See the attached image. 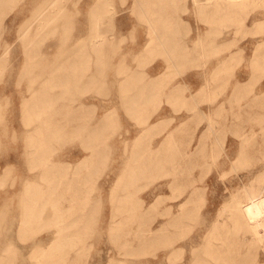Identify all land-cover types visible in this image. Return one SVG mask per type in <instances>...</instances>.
<instances>
[{"label":"rangeland","instance_id":"1","mask_svg":"<svg viewBox=\"0 0 264 264\" xmlns=\"http://www.w3.org/2000/svg\"><path fill=\"white\" fill-rule=\"evenodd\" d=\"M59 1L57 3L58 6L56 5L55 8L56 10L62 9L61 14L65 16L60 15L61 19L65 17L66 25L63 26L58 22V29L54 33L51 29H46L47 31L44 30V34H40L41 37L37 36V39L34 31H31L28 33L32 35L28 38L29 40L26 38V36H29L24 34L29 20H31L30 23L36 20L34 15L39 12H36V10H42L45 6L43 3L49 4L52 0L50 2L48 0H9L1 7L3 15H0V56L6 47V40L10 43V48L4 58L0 60V250L6 246H11L13 249L16 247L17 250V252L15 251L16 255L13 251L10 253L7 262L4 264H32V261L37 259L40 260L41 264H46L42 255V248L48 247L55 236V227L44 226L43 222L39 220L31 222L27 226L22 227L21 225L24 189L29 179L41 180V161L36 151L32 149H36L39 144L31 145L27 139L32 127L26 123V111L23 104L24 96H30L33 89L43 87L42 79L48 76L49 73L51 74L52 69H54V73L57 72L56 74L60 76H63L61 72L64 73L70 70L69 67L72 66L68 67L66 62L74 56L73 54L77 55L76 51L79 49L77 46L78 38L87 34L88 28L91 27L92 24L89 20L92 16L90 15L94 14L91 6L95 4L94 0ZM138 2L137 0H105L101 4L103 7L99 6L100 10H97L99 12L96 11L98 18L100 14L101 16L107 15L104 17V23H102L103 29L106 28V31H108L107 35L109 38L104 42L102 48V53L105 51L104 54H106L103 55L101 51L91 47V39L93 37H89L86 48H89L90 58L92 56L90 60L91 69L89 71L93 73V76L90 77L89 74L85 76L90 72L88 71L84 74L83 70L81 72L76 69L77 67L74 68L75 66H73L70 70L71 74L75 73L76 69V71H79H77L78 73L81 72L80 76L78 79L71 81L75 83L73 84L75 86H73L74 89L71 87L73 92L70 90L64 96L71 93L70 95L67 97L61 96L60 98L59 114L61 116L63 114L61 109L64 106H61V104H64L65 100V103L72 107V110L76 106H80L81 115L78 119L71 120V124L74 123L75 125L69 126L70 131H67L61 140L49 144V158L67 159L71 161V168H75L76 164L92 151V149L86 147L88 138L91 136L93 139L96 136L98 140L93 143H100L97 144L101 147L102 154L100 153L96 157L94 174L91 178H87L84 185L88 186L89 189L91 184L93 186L91 193L95 196L101 195L102 203L97 206L92 225L87 230L86 234L89 236L85 234L86 237L79 244L80 247H78L79 245L77 246V251L81 253L77 254L75 251L77 248H74L75 252L72 250L71 254L57 257L65 259V262H53V264H109L111 257H116L119 261L122 259L129 264H197L194 258L195 250L201 251L199 256H202V260L200 262L204 263L205 259L217 261L213 259L212 255L207 256L203 252L208 242L204 237L212 222L215 226L223 221H226L234 242L226 244L224 247L232 250L233 257L238 261L240 260L237 263L250 264L254 259L264 263V246L259 241L258 243L256 241L253 243L254 241L249 238V233H247V239L246 237L244 238L245 230L243 228L236 229L239 223H235L232 209H227L233 196L238 191L248 188L251 184L258 183L260 181L259 176L264 172V43L259 46L260 41L264 39V0L259 1L258 4L247 6V9H245L247 11L236 12L232 10L229 14L216 16H208L201 13L192 0H175L169 1L170 3L168 1L161 2L160 0H157V2L156 0L153 2L146 1V3L143 2V8L141 7L143 5L142 2L140 1L141 4H138ZM152 3L156 5L154 6ZM168 3L170 8H168ZM153 7L154 15L152 14L154 12ZM139 8L141 9L139 10ZM146 11L151 12L146 14ZM160 13L162 16L170 14L172 19H167L170 22L158 21L157 18L162 17ZM147 17H150L152 21ZM31 18H33V21ZM111 20L112 22H110ZM170 23L173 28L167 33L169 34L168 41L172 44V47L174 46L173 50L178 49L175 50L177 55L174 53L171 55L168 52L165 54L164 48L167 47L166 50H170L169 46L165 47L162 43L160 44L163 46L162 49L159 44H156L157 48L154 46L155 43H153L154 36L158 35L156 32H159V35H163V32L166 29L169 30L168 27H171ZM111 25L114 28L116 27L117 32L114 30L115 33H109L112 32ZM153 31L156 33L155 35L152 33ZM198 37H201V40L204 41V44L203 41L200 42L201 46L196 44ZM27 40L32 44L26 43L28 42ZM199 48H205L203 55L198 54ZM100 54L103 58L100 57ZM170 56L173 59H170ZM226 56L228 57L225 58ZM62 58H64V61ZM83 58H80L81 68H84L82 64ZM31 61L33 65H29ZM94 62H96V65ZM99 62L104 63L99 64ZM215 66H219L216 67L217 73L209 74L208 72L212 71ZM66 68L69 69L67 70ZM136 69L138 71H135ZM198 71L205 72V78H201V82L211 88L214 87V91L211 89L210 93H204L202 90L197 96L196 91L193 90H195L197 83L196 75ZM42 72L46 74L44 75ZM133 72L135 75H132L133 78H131ZM98 74L100 75L98 76ZM160 75L164 77L165 81ZM187 75L189 78H187ZM127 76H130L129 78L131 79ZM153 76H155V79ZM57 78L59 80V77ZM56 79L55 85L48 86L49 89L45 90L46 93L62 89V85ZM132 79H136L134 80L136 84L133 83ZM33 80L34 86H31ZM120 80H123L124 83ZM154 80H157V82ZM161 82L164 85L163 87ZM229 82L233 87L232 99L234 101H231L230 108L223 107L220 109L217 107L218 105L213 103L220 95V87L228 85ZM60 85L61 87H59ZM170 89L175 90L174 92L171 90L172 93L170 92L169 94ZM131 90L144 91L143 103L145 105L143 104L142 107L144 111L141 109L143 116L138 115L141 114V111L133 114L124 105L125 92ZM177 90L179 93H177ZM55 94L57 95V93ZM202 99L207 101L209 103L208 106L212 108L204 113V117L202 114L201 120H198L197 105L198 100ZM145 108L147 110L146 113ZM111 111H117L113 117L112 124L98 128L97 123L100 117L104 118ZM228 115L231 117V122L228 127H224L221 120ZM146 116L150 119L149 122L158 121L163 117L166 122L162 124L163 126H159L160 128L152 129L145 138V141L148 142L138 144V146H146L148 144L150 146H159L163 143L166 133L168 135L169 131L177 132L179 140L174 146L179 149L178 152H183L178 157L179 159L175 158V160L176 162L181 160L182 164H192L191 166H184L185 172L183 170L182 178L185 177L183 175L187 177L184 178V181L182 180V183L193 180L188 183L189 187H199L201 192L195 202V204L199 205L198 208L195 210L191 209L192 213L189 216L184 215L185 221L190 223V225L188 223L190 228L184 222L179 224L178 228L176 225H171V229L174 230L176 228L178 230L170 231V229L168 232H164V234L167 233V237L163 235L164 237L159 238L160 241L157 240L159 242L153 243L155 245L152 242H148L145 247H139L136 245L137 243H133L128 247L122 244L124 236L112 231L109 225L112 219L111 211H113V206L111 208V205L114 201L119 200L115 193L119 194V196L125 193H129L132 196L134 193L132 198L136 201L142 197L145 199V203H150L154 200L157 191H162L163 194L159 205L157 208L151 209L152 212H150L153 219L150 217L149 222L154 226L161 224L168 216H175L178 207V200L175 195L179 189H175L172 186L173 173L171 171L168 172L169 168L173 169L171 161L169 164L166 163L168 165L165 164L159 172L152 173L154 179L151 174L135 176L130 183L129 189L117 188L118 191L115 189L124 181L127 163L131 162L134 157L136 138L147 125V122H143V118ZM182 119L186 123H183L177 129V125ZM203 119L208 124L212 120V123L216 126L214 127L216 136L211 134L212 136L210 135L209 137L210 141L205 143L210 150L196 151L194 149L196 146L202 147L204 145L207 133V131L198 128V122L202 123ZM163 127L165 128L163 129ZM80 132L81 135L84 134L82 137H80ZM227 132L230 134L227 135ZM76 133H78V137ZM255 135L257 138H254ZM228 136L229 142L226 141ZM103 138L105 139L103 140ZM100 139L102 140L99 141ZM251 148H253L252 151ZM191 150L193 152L196 151L197 154L192 156L191 154L194 153ZM175 160L173 159L172 161L175 162ZM5 167H8V170L5 171ZM188 169L189 171H187ZM145 177H147L148 181H146ZM92 181L94 182L93 184ZM110 197L113 200H110ZM102 204H104V207ZM100 207L103 210H100ZM167 209H170V214L166 212ZM99 210L101 211L100 213ZM219 217H224L226 220ZM102 220L104 221L102 222ZM97 221H100V223ZM174 226L175 228H173ZM91 229L93 233L90 232ZM46 236L50 237L46 238ZM170 236L173 239L175 236L174 242L173 240L169 242L172 239ZM87 237L89 238L87 239ZM234 239L235 241L239 239V242L241 241L240 245L236 241L237 248ZM167 242L169 245L166 244ZM217 243L218 245L223 244L221 239ZM82 245L84 246V253L82 252ZM118 245L122 247L123 251H119L121 247ZM148 246L150 247L147 250L149 254L144 252ZM153 251L155 252L151 253ZM73 252L76 253L74 259L72 258L74 256ZM22 260L24 261L21 262ZM211 264H217V262H212Z\"/></svg>","mask_w":264,"mask_h":264},{"label":"bare ground","instance_id":"2","mask_svg":"<svg viewBox=\"0 0 264 264\" xmlns=\"http://www.w3.org/2000/svg\"><path fill=\"white\" fill-rule=\"evenodd\" d=\"M8 1L9 0H0V15H3L1 7L3 5H5L4 3L8 2ZM48 1L50 2V0H48ZM58 1L59 0H52V2L49 3V4L43 3V5L45 4L44 8L42 10H40V9L36 10V12L39 11L35 15L33 14L35 16L36 20L33 21V18H31L33 22L30 23L31 20H29L28 26H27L26 30L24 31V34L25 35L27 34L29 36V37L26 36L27 39L32 36L31 34H30L31 36L28 34L31 31H34V34H35L36 39H37V36L41 37L40 34H42V33L44 34V30H46V29L47 30L51 29L53 31V33H54L55 30L58 29L57 28L58 24H59L58 22H60L63 26L66 25L65 17H62V19H61V15L62 16L64 15V14H61V10L62 9L56 10V8H55L57 3L60 2V1L59 2ZM94 1H95L94 6H91L92 12L94 14L89 13V14H91L90 16H92L90 18V20H89V22L91 21L92 25H91V27L88 28L87 34L81 35V37L78 38L77 46L79 47V49L76 51L77 55L73 54L74 56L72 58H69L70 55H68L69 56L68 57L69 58V60H68L69 62L66 60L67 61L66 63H68V67L69 66H72V67L75 66L74 68L77 67L76 69H79L81 72L83 70L84 74H86L91 69L90 60H91L92 56L90 58L91 53L89 51V48H86L88 46L87 39L89 37H93V39H91L92 40L91 47H93L94 49H96L98 51H101V54H103V55L106 54V53L104 54L105 51H103V53H102V50H103L102 48L104 46L103 45L104 42L108 38V35H107L108 31H106L105 27H104L105 29H103L102 23H104V21H105L104 17H106L107 15L106 16L105 15L101 16V14H100L99 18L96 15V13L99 12L97 10H100L99 6L101 4H103L105 2V0H94ZM137 1H139L138 4L139 3L141 4V2L143 4V2H145V3H146V1H152L153 2L154 0H137ZM160 1L161 2L162 1H166V2L168 1L169 2V1H175V0H160ZM192 1L195 4L196 8L199 9V11L201 13H204V14H206L208 16H213V15L216 16V15H222V14H229L232 10L236 11V12L237 11H239V12L242 11L243 12L245 9H247V6L253 5V4H256V3L258 4V2L262 1V0H192ZM156 2H157V0H156ZM135 5H136V2H135ZM158 5H162V4H158ZM101 7H103V6L101 5ZM141 7L143 8L144 4ZM150 8L151 7L149 6V9ZM156 8H157V6H156ZM168 8H170V4H169ZM140 9L141 8H139V10ZM147 9H148V6H147ZM152 9L154 11V7ZM144 10H145V8H144ZM158 10L160 11V9H158ZM170 11H171V9H170ZM245 11H247V10H245ZM150 12L146 11V14L150 13ZM153 13H155V11L152 12V14ZM157 13H159V12L157 11ZM105 14H107V13H105ZM143 14H144V12H143ZM166 14H168V12H166ZM198 14H200V13H198ZM33 15H32V17H33ZM160 15H161V13H160ZM144 17L146 18L145 14H144ZM150 17H147V18H150ZM152 19H151V21H152ZM154 19H155V16H154ZM157 19H158V21L167 22V21H169L167 19H172V18L170 17V14H169V15H164V16H162L160 18H157ZM214 19H215V17H214ZM146 21H148V20H146ZM153 21H155V20H153ZM110 22H112V20ZM113 25H114V23H113ZM113 25H111V27H112L111 31L112 32H109V33L117 32L116 27L114 28ZM159 25H161V24H159ZM164 25H165V23H164ZM166 25H167V23H166ZM170 25H171V27H168L169 30L166 29L167 27L165 26L166 27L165 28L166 31L163 32V35H159V32H156V33H158V35L154 36V38H153V43H155V45L153 43L152 44L154 46H156V44H159V47H160L161 46L160 44L163 43L164 44L163 46H165V47L169 46L170 47V50L169 49L166 50L167 47L164 48L165 49L164 51L166 52L165 54H167V52H168L171 55L173 53L175 55H177L175 53V50L177 48L175 50H173L174 46L172 47L171 46L172 44L169 43V41H168L169 34H167V33L170 32L172 30V28H173L171 23H170ZM162 26H161V28H162ZM156 28H154V29H156ZM175 28H177V27H175ZM51 30H49V31H51ZM114 30H115V32H114ZM49 31H48V33H49ZM152 33H154V31ZM156 33H154V35ZM170 35H172V34H170ZM24 36H22V37H24ZM35 36H33V37H35ZM203 37H205V36H203ZM227 40H229V39H227ZM262 40L263 41H260L259 46L262 43H264V39H262ZM111 41L114 42L113 40H111ZM201 41H203V40H201V38H199L198 41L196 42V44L200 45ZM26 43H31V42L28 41ZM203 44H204V41H203ZM27 45H29V44H27ZM5 46L6 47H5V49L3 50V52H2V54L0 56V60H1V58L3 59L5 54L9 51L10 43L7 40L5 41ZM163 46H161L162 49H163ZM225 48H223V49H225ZM62 49H64V48H62ZM203 49H205V48H203ZM60 51H62V50L60 49ZM101 54H100V57L103 58ZM203 54L204 53H202V55ZM109 55H111V54H109ZM96 56H97V54H96ZM80 58H83L82 61L84 63L82 61L81 62L83 64L84 68L80 67ZM171 58L172 57L170 56V59ZM84 59H86L88 61H86V60L84 61ZM95 59H97V57H95ZM107 59H108V56H107ZM170 59H169V61H171ZM56 60H57V58H56ZM62 60L64 61V58H62ZM173 61L176 62L175 60H173ZM179 62H181V61H179ZM60 63H58V64H60ZM94 63L96 65V62H94ZM100 63L101 62H99V64ZM103 63H101V64H103ZM170 64H172V63H170ZM29 65H33V62L31 61L29 63ZM219 66H217V67H219ZM30 67L32 68V66H30ZM72 67H69L70 70L72 69ZM69 68H66V69L68 70ZM43 69H46V68H43ZM76 69H75V73H72V74H71L70 70L65 71V72L63 71L64 73H62L61 71H58V72H61V75L63 74V76H60L59 74H56L57 72L54 73V69H52L53 72L50 69L51 70V74L49 73L48 76H45L42 79V82L44 83V85H42L43 87H41L39 89L38 88L33 89V92L31 93L30 96H26V97L24 96L25 99H24V103L23 104H24V109L26 111V115H25L26 116V123L32 127V129L28 133V138L27 139H28V143H30L31 145H36V143L39 144V146H37L36 149H34V148H32V149L36 151V153L38 154V156L40 158V161H41V163H40V165H41V174H40L41 180H37V179H29L28 180V184L26 185V187L24 189V194L22 196V198H23L22 209L23 210H21V211L23 212V214H22L21 225H22V227L23 226H27L31 222H33L35 220H39V221L43 222L44 226H49V227L54 226L55 227V236L51 240V243L49 244L48 247H43L42 248V255L44 256V262L46 264H53V262H56V263L65 262V259L57 258V257L59 255L62 256V255H65V254H71L70 252L72 250L74 251V248H77V246L83 242L84 237L89 236V235L86 234L87 230L92 225L93 217H94L96 208H98L97 206L100 203H102V200L100 199L101 195H96L95 196L93 193H91L93 186L89 183L90 185L89 184L88 185H89V187L91 189L90 188L88 189V186L84 185V183L87 181V178H91L92 175L94 174V171H95V164L94 163L96 161V157L101 153V147L98 145L100 143H98V142H96V144L93 143L96 140H98L96 136H94L93 139H92L91 136L88 138V140H87L88 144H86V147L92 149V151L89 154H87V156L84 157L79 163H77L75 168H71V165H72L71 161H69L67 159L66 160H62L61 158H59V159H53V158L50 159L49 158V156H50L49 154L50 153H48L49 144H52L55 141L61 140V138L67 133V131H70L69 130V128H70L69 126L74 124V123L71 124V120L78 119V117H80V115H81L80 106H76L74 108V110H72V107H70L67 103H65L66 100H65V102L63 100L64 104H61V106L64 105L63 108L61 109L62 113H63L62 116L59 114V112H60V108H59L60 104L59 103H60L61 96H64V95H66V93L70 92V90L72 89L71 87H73L74 86L73 84H75V83H73L71 81L73 79H78V77L80 76L79 74L81 72L78 73L79 71L77 70L78 71L77 72ZM126 69H127V67H126ZM128 69H129V67H128ZM123 70H124V68H123ZM123 70H122V72L125 71V70L124 71ZM42 71H44V70H42ZM135 71H138V70L136 69ZM126 72H128V71H126ZM160 73H162V72H160ZM88 74L90 75V77L93 76V73H91V72L87 73V75H85V76H88ZM99 75L100 74H98V76ZM128 75H129V73H128ZM132 75H135L134 72H133V74H131V78H133ZM155 76H153L154 79H155ZM57 77H59V80H58ZM161 77H163V76H161ZM161 77H160V79H161ZM124 78H126V77H124ZM131 78H129V79H131ZM150 78H152V77H150ZM55 79L58 80V83L62 85V87H61V85L59 86L62 89L58 90L56 92L55 91L54 92H50L49 91L50 93H46L45 90L49 89L48 86L51 87V86L55 85ZM163 79H164V77H163ZM134 80H136V79H134ZM157 80H154V81L157 82ZM164 81H165V79H164ZM121 82L124 83L123 80ZM94 83H96V82H94ZM133 83L136 84V81H134ZM167 83H166V85H167ZM138 84H140V83H138ZM31 86H34V80H33V84L31 82ZM161 86L162 87L164 86L163 83H162ZM74 87H73V89H74ZM146 87H147V85H146ZM175 88L177 89V87H175ZM161 90H159V91L161 92ZM171 90H173V89H170L169 94H170ZM174 90H173V92H174ZM143 92L144 91L139 92V91H133V90H131L129 92H125V95H126L125 97L126 98H124V97H122V98H124V103H125L124 105H126V109H128V111L130 110L131 112H133V114L141 111V114H138V115L143 116L142 115V110H141V109H143V111H144V108H142L143 104H144L143 103V97H144V93ZM55 93H57V95ZM177 93H179L178 90H177ZM70 94H68V95H70ZM153 94H155V93H153ZM67 96H64V97H67ZM146 97H147V95H146ZM83 105H85V104H83ZM89 106H90V103H89ZM146 111L147 110L145 108V113H146ZM115 112H117V111L108 112L105 115L104 118L100 117L99 122L98 123L95 122V123H97V127L99 128V127H102V126H106V125L109 126V124H112L113 117L116 115ZM143 119H144L143 122H147L146 123L147 125L144 128L143 132H141L139 134V136L136 138V142H135V146H134V157L131 160V162L127 163V166L125 168L126 172H124V181H122L121 184H119V186L116 187L115 189L116 190H117V188L118 189L123 188L124 190L125 189H129L130 183L133 181V178L135 176L151 174V177H152V173L155 174V173L159 172L164 167V165L166 163L169 164V162L171 161L170 163H171V166H173V169L169 168L168 172L171 171L173 173V179L171 180L172 186L175 189H177V188L179 189L178 193L177 194L175 193L176 194L175 198H177V200H178V203H177L178 207H177V214L175 216H168V218L166 220L162 221L161 224H158L157 226H154V225L151 224V222H149L150 217H151L150 212H152L151 209H155L159 205L160 199H161V195L163 194L162 191H157L156 195L154 194L155 195L154 200L152 202H150V203H145V199L142 198V197L140 198L141 200L137 199V201H136L135 199L132 198L134 193L132 194V196L129 193H125V194H122L120 196H119V194L115 193V195L119 198V200L116 199L117 201H114L113 204L111 205V208L113 206V209H112L113 211H111L112 212V219L110 220L109 225H110V228H111L112 231H114V232H116L118 234H122L124 236L123 237L124 240H123L122 244H123V246H128V247H129V245H132L133 243H137L136 245L139 246V247H141V246L145 247V245L148 242H152V244L159 242L160 241L159 238L161 239V237L163 235H165V237H167V233L164 234V232H168V230L171 229L170 228L171 225H176V227H177V226H180L179 224L184 222V224L187 223V226H188L189 222L185 221L184 215L186 214L187 216H189L192 213L191 209L195 210L196 208H198L199 205L195 204V202L197 201V198L199 197L200 192H201L199 187H194V186L192 188L189 187L188 183H191L193 180H191V182H186L185 181L184 183H182V180L184 181V178L187 177L186 175H183L185 177L182 178V173H183V170L185 169L184 166L185 165H190L191 166L192 164H189V163L182 164L181 160L179 162H178V160H177V162L175 160V158H178L179 156H181L182 155L181 152H183V151L178 152L179 149L176 146H174V144L177 143V141L179 140L178 136H177L178 135L177 132L169 131L170 133L168 132L169 133L168 135L166 133L167 136L165 135L164 141L162 139L163 143L161 145H159V146H150V144H148L146 146H141V145L138 146V144H142L144 142H148V141H145V138H146V135H148L152 131V129H155L156 127H159V126L161 127V125L165 124V122H166L164 117L159 119L158 121H152V122H149L150 119H148V116H146ZM84 123H86V122H84ZM183 123H186V122H185V120L182 119L181 122L179 123V125H177L178 126L177 129H179V126H181ZM92 125H93V123H92ZM214 125L215 124H213L212 120H211V122H209V126L207 127L208 130H207V133H206L204 145L202 147L201 146H196V148H194L196 151L197 150H201V151L210 150L209 147H207L205 145V143L210 141L209 140L210 139L209 138L210 135L215 133L214 132L215 131L214 127H216V126H214ZM87 126H89V125H87ZM94 127H96V126H94ZM72 128H73V126H72ZM91 128H93V127H91ZM164 128L165 127H163V129ZM182 128H183V126H182ZM79 129H81V128H79ZM87 129H88V127H87ZM104 129H105V127H104ZM80 131H82V130H80ZM96 132H97V130H96ZM77 134L78 133H76V135ZM100 134H102V133H100ZM80 135H81V132H80ZM83 135H81L80 137H82ZM85 135H86V133H85ZM77 137H78V135H77ZM254 138H257L256 135H255ZM104 139L105 138H103V140ZM81 140H83V139L81 138ZM101 140L102 139H100L99 141H101ZM214 140H216V139H214ZM105 141H104V143H105ZM211 142H212V140H211ZM244 148L247 149V147H245V146H244ZM249 148H250V146H249ZM194 149H192V150H194ZM243 149H242V151L244 152L245 149L244 150ZM252 149L253 148H251V151H252ZM196 151L195 152L192 151L194 154H191V155L193 156V155L197 154ZM192 152H190V153H192ZM245 153H247V152H245ZM240 155H241V152H240ZM173 159L175 160V162L172 161ZM187 159H186V161H187ZM168 164H166V165H168ZM7 168L5 167V171L8 170ZM187 171H189V169ZM184 172H185V170H184ZM187 173H189V172H187ZM152 178H150V179H152ZM145 179H147V177H145ZM259 179H260V181L258 183L251 184L248 188H244L243 190L238 191L233 196V198L230 201L229 206L227 207V209H232L233 216H234V221H235V223H239V226H236V229L238 230L239 228H243V230H245L244 231L245 235L243 234L244 238L246 237V239H247V236H248L247 233H249V238H251V240L254 241L253 243H255V241L258 243V241H259L264 246V172L259 176ZM185 180H187V179H185ZM146 181H148V179ZM136 182H138V181H136ZM93 183L94 182L92 181V184ZM118 193H120V192H118ZM115 195L113 194L114 197H116ZM111 197H110V200L111 199L113 200V198H111ZM114 200H115V198H114ZM102 206L104 207V204H102ZM170 209L172 210V208H170ZM170 209H167V211H166L168 214L171 213ZM183 209H184V212L182 213ZM100 210H103V209H101V207H100ZM100 210H99V213L101 212ZM99 213H97V214L99 215ZM98 215H96V216H98ZM219 218H222L223 220H226V218H224V217H219ZM151 219H153V218L151 217ZM103 221L104 220H102V222ZM97 222L100 223V221H97ZM189 225H190V223H189ZM101 226H102V224H101ZM188 227L190 228V226H188ZM173 228H175V226ZM182 228H185V227H182ZM172 230L173 229H171L170 231H172ZM176 230H178V229H176ZM94 231H95V229H94ZM207 231H206L207 233L205 232L206 235H205L204 238L208 242L206 243L207 246H206V249L203 252L207 256L208 255H212L213 259H215L217 261H211V259H205L204 263H202V262H200V260H202V256L201 257L199 256L201 251L195 250L194 258H195L196 263L197 264H211L212 262H217V264H238L237 262H239L240 260L238 261V260H236V258L233 257L232 250L230 248L226 249L224 247L226 244H229V243L233 242L232 241V239H233L232 233L230 232V229L228 228V226L226 224V221L221 222V224H216L215 226H214V223L212 222V224H210V226H209ZM90 232L93 233L92 229H91ZM85 234H86V236H85ZM92 235H94V234H92ZM92 235H90V236H92ZM116 236H117V234H116ZM49 237L50 236H46V238H49ZM88 238L89 237H87V239ZM216 238H218V239L215 240ZM110 239H112V238L110 237ZM175 239L176 238L174 236V239L173 238L170 239L169 242L171 240H173V242H174ZM220 239L223 242L222 245H218V243H217L218 241H220ZM157 240H159V241H157ZM239 240H236V241L239 242ZM234 241H235V239H234ZM236 241H235V243H236L235 245H236V248H237V242ZM240 242H239V245H240ZM116 244H115V246H116ZM118 244L121 245V243H119V242H118ZM166 244L169 245L168 242ZM170 244H172V243H170ZM85 245H86V243H85ZM153 245H155V244H153ZM121 246H119V247H121ZM78 247H80V245ZM181 248H182V246H181ZM12 249L13 248L11 246H9V247L6 246L2 250H0V264H4V263L7 262V258H8V256L10 255V253L12 251H13V253H15V251L17 252L16 247H14L13 250ZM136 249H138V247H136ZM148 249H150L149 246L147 247L146 251H144V252H147ZM77 250H78V248L75 250L77 254L81 253V252H78ZM121 250H122V247H121V249L119 251H121ZM83 251H84V246H83L82 252ZM116 252H117V250H116ZM136 252H137V250H136ZM154 252L155 251H153L151 253H154ZM76 253H74V256L72 257L73 259H74V257H76V255H75ZM16 254L17 253H15V255ZM147 254H149V252H147ZM241 255H242V253H241ZM126 260L128 261V259H126ZM23 261L24 260H22L21 262H23ZM251 263L252 264H264L258 259H254V261L251 262ZM32 264H41V263H40V260L37 259V260H33ZM109 264H129V263L125 262L122 259H121V261H119L118 258L111 257V260H110Z\"/></svg>","mask_w":264,"mask_h":264},{"label":"crops","instance_id":"3","mask_svg":"<svg viewBox=\"0 0 264 264\" xmlns=\"http://www.w3.org/2000/svg\"><path fill=\"white\" fill-rule=\"evenodd\" d=\"M198 38H201V37H198ZM199 49H198V54L204 53L203 52V50H204L203 48H202V50H201V48H199ZM227 57L228 56H226L225 58H227ZM215 62H217V61H215ZM216 67L217 66H215L214 69L212 71H209L208 73L209 74L217 73ZM188 75H187V78H189ZM201 78H203V79L205 78V72L204 71L203 72L198 71L197 75H196L197 83H196V86H195V90H193V91H196L197 96L201 93L202 90L205 93V90L207 89L208 91L206 90V92L210 93L211 89H213V91L215 89L214 87L211 88L209 86H206L204 84V82L202 83L201 82ZM220 89H221L220 95H219L218 99L213 104L218 105L217 107L220 108V109H222L223 107L224 108H230L231 101H234L232 99V89H233V87H232L231 83L229 82L228 85H226L224 87H220ZM208 105H209V103L207 101H205L204 99L198 100V105H197V110H198L197 111V119L198 120L199 119L201 120V115L203 114V117H204V113L208 112L212 108V107H210ZM221 121H222L224 127H228L230 125V122H231L230 115H228L227 117H223ZM208 126H209V124L207 122H205L204 119H203L202 123L200 121L198 122V128H201L204 131H207V129H208L207 127ZM226 134L229 135L230 133L227 132ZM226 141L229 142V136L227 137Z\"/></svg>","mask_w":264,"mask_h":264}]
</instances>
